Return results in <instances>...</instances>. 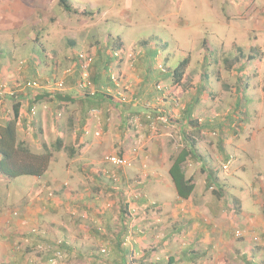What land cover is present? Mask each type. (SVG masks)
<instances>
[{"label":"rangeland","instance_id":"obj_1","mask_svg":"<svg viewBox=\"0 0 264 264\" xmlns=\"http://www.w3.org/2000/svg\"><path fill=\"white\" fill-rule=\"evenodd\" d=\"M69 1L91 15L67 14L56 0H0V125L11 120L14 103L23 104L28 119L17 121V140L32 153L45 145L51 155L41 177L0 179V264H120L116 236L127 264H182L178 252L189 240L176 224L184 209L169 206L175 189L158 165L190 136L227 190L212 219L202 165H185L202 202L194 216L230 228L226 247L213 233L207 246L193 248L192 263L243 264L237 249L252 254L248 240L259 246L264 234L256 227L264 214V0ZM146 48L158 51L154 67L168 74L188 61L181 85L169 76L140 77ZM80 54L91 59L85 88L77 86ZM96 72L103 87L87 83ZM27 81L39 88H24ZM43 90L77 98L103 91L110 100L95 106L106 129L97 116L82 130L76 109L56 102L27 108V95ZM192 102L193 125H184L183 135L182 110ZM111 156L125 164L113 165Z\"/></svg>","mask_w":264,"mask_h":264},{"label":"trees","instance_id":"obj_2","mask_svg":"<svg viewBox=\"0 0 264 264\" xmlns=\"http://www.w3.org/2000/svg\"><path fill=\"white\" fill-rule=\"evenodd\" d=\"M56 2L57 5L60 6L62 10L67 14L74 15L77 17H84L91 15V13L87 12V10L74 6L72 3H70L69 0H56ZM157 54L158 51L154 48L151 49L146 48L144 52L140 54V58L138 59H140L141 61L138 63H142V67L144 70L141 73L140 77L145 78V80L148 82L149 80L156 82L159 79V78L155 79L156 77L163 76L162 78H166L167 76H169L178 86L181 85L183 73L185 67L187 66L188 61L187 60L181 61L171 71V73L168 74L169 71H164L165 72L164 73L162 70H158L154 67ZM253 58L254 57L252 56L246 57V61L252 60ZM235 62H239V61L235 59ZM230 64L231 62L228 65ZM105 71L106 73H104ZM104 72L103 75H106L107 68H104ZM94 76H96V78L98 79V83L93 79ZM87 83L88 85L90 83L93 86L97 84L100 87H103V85L105 84L103 77L100 78L99 73L98 74L93 73V75L91 76V81ZM77 86L80 88V84H78ZM39 92L35 91L34 93H31V95L29 96L27 95V97L30 99L29 100L30 108L34 107L38 102L42 100H46L51 103L53 102L57 103L61 101L75 102L78 100L81 103V105H84L82 104V102L85 101L86 104L84 106L86 108H96L97 106L96 104L101 102L100 100L103 99L107 101L110 100L108 95H105L103 91H102L103 93L96 91L92 95L90 93L86 94L85 96H82L83 97L82 100L79 99L80 97L79 95H78L79 97L77 98V96H70L69 93L67 92L63 93L62 96L57 92H46L44 90L41 93ZM7 97H9V99L11 100H16V99L20 100V98L22 100V98H24L25 96L19 94H12V96H7ZM194 103L195 102H192L190 104L188 103L182 110V115L184 116L183 119L187 120L183 122L184 123L183 125H180V129H181L180 133L183 135L185 133L183 126L192 124V113H193ZM20 105L21 104L19 102L14 103L12 106L13 115L11 120L5 121L3 124L0 125V179H4L7 181L13 180L21 176H30L36 178L41 177L43 174L46 173L51 157L45 145H42L41 153H32L25 143L19 142L17 140V121L19 120ZM120 112L122 115L124 114L122 109H120ZM58 135H60L59 132ZM190 137L185 140L186 146L183 149H181L176 155L170 158L171 164L168 169V175L175 189L177 201L187 200L191 196V194L198 189V185L195 183L194 176L187 177L185 173L187 172L185 165L188 166L192 163L194 164L198 163L202 165L200 170L204 174L205 182L203 183V188H202L203 193H206L208 190H211L210 196L222 202L223 194L227 190L223 188L224 187L223 185L218 184L217 177L215 176L214 172L207 170L205 168V165L202 164L201 156L194 149L195 146L194 139ZM219 141H221V139H219ZM61 145H62L61 138H57L55 140V150L60 151ZM220 153H223V148L221 146H220ZM225 161H227V157L225 158ZM116 239L118 241L117 242L118 262L120 264H127L125 260L126 259L125 255L127 251L121 250L120 248L121 240H119L120 237L116 236ZM34 240H36V238ZM61 247L62 246L59 245V248ZM245 264L248 263L246 262Z\"/></svg>","mask_w":264,"mask_h":264},{"label":"crops","instance_id":"obj_3","mask_svg":"<svg viewBox=\"0 0 264 264\" xmlns=\"http://www.w3.org/2000/svg\"><path fill=\"white\" fill-rule=\"evenodd\" d=\"M27 102L28 101H26L27 108H30L29 102L28 103ZM57 103L59 105L66 106L67 108H70V109H73V110L76 109L75 114L78 117V125L83 123L82 118L84 120V124L82 126H80L82 130H84L85 127L87 128L88 124H92L93 123V120L91 118H93V117L96 118L97 116H100L99 120L101 122L100 125H101L102 130L104 131L106 129V125H105L106 123L104 122V118L106 116L102 115V112L100 111L101 109L98 110L96 108H86L84 106L85 104L74 107V103L76 105L77 102H71V101H68V102L67 101H61V102H57ZM23 107H24L23 104L20 105V111H19V121H21L22 123L25 122L26 119H28V114L26 115V111L23 110ZM95 113H97V115H95ZM88 117H89V119H87ZM158 161L159 160H157V158H155L153 163L158 162ZM161 164H163L162 165V170H163V172H165L164 173L165 174L164 175L165 176L164 184L166 185V187H171V186H173V184H172V182L170 180V177L168 175V169H169L170 164H171L170 160H169V157L167 159H163L162 163H160L158 166H161ZM154 166L155 165L151 164L152 168H154ZM157 169H159V168H157ZM185 173H186L187 177L194 176L193 174H189L188 172H185ZM252 173H253V177L255 176L254 178L256 180H257V176H259L260 178L262 177V175L260 173H254V172H252ZM194 180H195V176H194ZM263 180H264V178L262 179L260 185L264 184ZM202 182L203 183L205 182L204 181V177L202 179ZM195 183L198 184L196 180H195ZM198 191H199V187H198V189L195 192H193L191 194V196L187 200H183V201H177V197L176 196H172V197H174L175 201H174V203L169 205V206H174L175 210H178V207L180 209L183 208L184 212H185V213L183 212L180 221L177 222V224H176L177 225L176 231L177 232H181L184 235H186V238H188L187 240H189V242H186L181 247V250H179V252H178L179 256H180L179 258L181 259L182 264H194V263H192V259H193V256H194L193 255L194 254L193 253V248L196 245H199V243H201V242H202V244H204V246H207L209 244V242H210V236H212L213 233L217 234V232H218V234H219V242L221 243V245L223 247L227 246L226 239H223V237L225 235H227L228 233L230 234V228L227 227L225 224L219 223V226L215 227V225L211 224L210 220L205 222L204 219H200L198 216H197L198 218H195V216H194L195 206L196 205H200V202H201L200 198H197V199L195 198V196H196ZM159 196L160 197H164L162 194L159 195ZM144 201H145V199L143 200V202ZM160 203H161L162 206L163 205L167 206V204H168V202H164V203L160 202ZM209 203H210L209 207L212 210V213H211V215L213 216L212 219H215V218H217V211H218L217 205H218L219 202H217V200L215 198H210V202ZM252 203L255 204L256 206H260L261 205V202L259 200H256V201L253 200ZM176 204L178 205L177 207H175ZM260 211L263 212L261 210V207H260ZM254 212L256 213V211H254ZM223 215L225 216L226 213H224ZM258 218H261V220H259ZM256 219L258 221L256 227H262L264 229V214H259L258 213L256 215ZM246 220H247V225H246L247 229L250 228V227L252 228L253 216H252V218L250 220L249 219H246ZM261 236H262L263 244H259V246L257 245L256 247H253L252 244L248 240V243L251 245L249 248L252 251V254L248 253V251H247L248 248L246 249V253L244 251L238 252V249H237L236 253L234 254V257L235 258H240V260L243 262V264H245L246 262L248 264H256V262H258L259 264H264V234H262V231H261ZM200 246H201V244H200ZM202 253H204V251ZM186 260H188L189 263H187Z\"/></svg>","mask_w":264,"mask_h":264},{"label":"built area","instance_id":"obj_4","mask_svg":"<svg viewBox=\"0 0 264 264\" xmlns=\"http://www.w3.org/2000/svg\"><path fill=\"white\" fill-rule=\"evenodd\" d=\"M78 57H79V61L81 63L80 67H81V71H82V73H81L82 83H80V88H85L86 87V79L88 77L86 71L88 70V67L91 63V59L89 58L88 54L87 55L80 54ZM58 86L61 88L62 82H60L58 84ZM24 88L35 90V89H38L39 86L37 85V83L35 81H27L24 84ZM90 94L92 95V94H94V92H90ZM108 161L110 163H112L113 165L118 166V167L125 164V159L114 157V156H111L110 158H108Z\"/></svg>","mask_w":264,"mask_h":264}]
</instances>
